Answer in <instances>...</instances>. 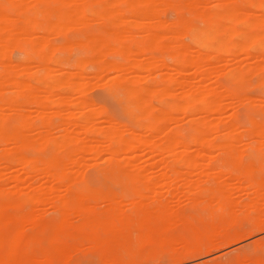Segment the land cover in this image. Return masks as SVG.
<instances>
[{
	"label": "bare ground",
	"instance_id": "obj_1",
	"mask_svg": "<svg viewBox=\"0 0 264 264\" xmlns=\"http://www.w3.org/2000/svg\"><path fill=\"white\" fill-rule=\"evenodd\" d=\"M52 1L57 5L53 6L54 3L48 0H0V44L7 41L12 46L20 37L34 56L28 61L21 57L22 62L14 61V65H8V61L11 62L8 50L0 49V57L5 56L8 60L5 63V59L0 58V264H91V261L73 260V252L83 245L100 255V264H142L161 255L152 249H143L144 245L160 240L162 244L164 238L168 239V236H160V231L157 236L162 239L152 238L148 230L170 223L172 227L175 218L184 216L192 203L208 208L212 224L210 230L199 234L200 239L193 243L183 241L179 248L172 249L169 244L167 255L173 262L210 253L264 231V210L260 209L264 200V181L256 179L254 184H248L243 195L235 192L239 188L236 186L240 179L238 170L251 174L252 159L250 163L243 161L246 149L242 140L253 135L264 138V126L257 121L258 125L242 129L235 126L236 129L222 116L223 113L227 116L225 110L236 98L246 107H260L264 116V96L252 98L235 92L254 79L253 82L264 91V0ZM104 3L108 6L104 7ZM159 4L177 10L184 8L201 19L202 24H194L179 13V19L167 26L164 22L169 23L167 18L164 21L158 18ZM85 5L86 10L81 11ZM7 8L13 13L9 14ZM50 12L57 14V18L53 15L54 20H51ZM92 18L98 19L104 32L106 26H113V29L108 28L107 34L112 32L109 36L116 40L115 49L123 60L106 59L102 50L108 47L107 44L100 51L103 38L99 33L87 31L83 32L87 41L83 40L84 34L79 35L83 38L81 45L87 44L88 50H85L89 51L90 57L86 58L96 63L93 73L81 72L79 75V68L75 72L78 77H74L73 69L71 76L66 75L67 71L61 74L64 70H59L57 75L54 70L56 74L48 72L47 67L43 69L51 55L50 50L54 49L53 43L50 46L44 39L55 33L62 34L70 27L81 30L83 24L84 28L92 24L97 29L98 23L90 21ZM40 31L45 35L52 32V35L43 37ZM183 34L190 36V43L181 41ZM67 39H60L54 45L61 41V45L68 43ZM72 39L69 44L73 46L76 39ZM4 44L0 47L4 48ZM146 50L167 54L172 66L162 57L158 61L153 56H146ZM56 58L58 56H54L58 60ZM74 58L76 63L79 60L75 66H83L80 64L82 59ZM32 59L38 64L31 62L43 67L28 71V66L33 65L29 61ZM61 59L65 60V57ZM48 67L50 69V64ZM167 70L171 73L167 74ZM35 71L44 74L47 71V75L42 77L39 73L37 77L33 75ZM108 72H112L109 78L106 77ZM218 76L226 77L231 86L218 83ZM91 79L103 82L100 87L123 98L126 103L121 107L132 126L100 115L99 106L96 108L97 104L85 99L87 95L82 93L88 84L90 87L100 84L94 80L90 84ZM6 85L7 92L12 87L13 95L4 99ZM73 90L77 92L75 97ZM153 100L158 104H153ZM25 103L31 104L23 108L21 104ZM31 105L34 114L37 113L36 119L31 116V108L30 111L25 109ZM56 118L57 122L53 120ZM181 123L188 127L185 137L180 133ZM52 124L62 126L61 132L56 126L53 129ZM52 130L58 133H52ZM252 143L255 144L250 141ZM28 148L43 150L46 154L28 155L25 153ZM215 159L223 162L225 167H232V171L236 169L237 175L236 172L227 174L228 169L223 165L227 176L220 169H215L220 172H213L211 165ZM91 168L115 174L128 183L130 201L126 202L124 195L99 196L97 191L99 195L90 197L83 188V191L72 189V184L81 183L84 173ZM158 168L161 169L158 171ZM196 170L201 171L196 173ZM47 200L58 201V204L52 207L51 220L42 223L39 218L42 219L48 211L46 208L50 207L43 205ZM96 201L98 203H94ZM37 203H43L45 211L33 208ZM40 210L42 213L38 212ZM32 218L38 220L31 221ZM29 220L33 225L28 224ZM135 225L145 227V232L138 233L137 240L132 242L127 236ZM48 229L52 233L50 239L45 234ZM44 240L47 245H43ZM168 240L174 242L172 237ZM248 247L257 253L252 263L264 264V236L253 239ZM84 248L80 250L84 251ZM113 253H117V257L109 258ZM245 256L244 252L236 253L234 258Z\"/></svg>",
	"mask_w": 264,
	"mask_h": 264
},
{
	"label": "rangeland",
	"instance_id": "obj_2",
	"mask_svg": "<svg viewBox=\"0 0 264 264\" xmlns=\"http://www.w3.org/2000/svg\"><path fill=\"white\" fill-rule=\"evenodd\" d=\"M28 1V0H27ZM49 1V3H51V4H53L54 3V1H50V0H48ZM62 1H64V0H62ZM31 2V1H30ZM33 2V1H32ZM106 4L107 3H109V1L107 2V1H104ZM115 2V1H114ZM104 3V4H105ZM56 3H54L53 4V6H56L55 5ZM102 4H103V2H102ZM104 5V7L105 6H108V5ZM110 4H111V2H110ZM101 5V4H100ZM98 6H99V4L98 5H96V8H98ZM162 6V7H161ZM52 7V6H51ZM103 7V5L101 6V8ZM55 8V7H54ZM158 18L162 21H164L166 18V20H167V22H169V23H167L166 24V21H164L165 22V25H169V24H172V23H174V22H176L178 19H179V15L181 14L183 17H184V19H188V20H190V21H192V23H194V24H198V25H200V24H202V22H201V19H199V18H196V17H194V16H192L191 15V13L189 12V11H187L186 9H179V10H177V9H175V8H173V7H170V6H163V5H161V4H159L158 5ZM165 8V9H164ZM86 10V5L85 6H83L82 7V10L81 11H85ZM99 10V9H98ZM7 12L9 13V14H12L13 12H12V9H10V8H7ZM51 12H53V13H55L54 11H51ZM51 12L49 13V18L51 19V20H54V19H56L57 18V14H51ZM180 13V14H179ZM28 15H29V13H27ZM83 14V13H82ZM13 15H15V14H13ZM53 15L54 16H56V17H54V19H52L53 18ZM15 16H18V15H15ZM19 16H21V15H19ZM126 16H128V13L126 14ZM173 19V20H172ZM93 20V18L90 20V21H92ZM97 18L95 19L94 18V20L93 21H96V24L99 22H97ZM93 23V22H92ZM95 23V22H94ZM93 23V24H94ZM96 24H95V26H96ZM82 26H84V24L82 25ZM81 26V30L80 29H78L77 27H75V28H72L71 29V27H70V29H68V31H66V32H64V33H62V34H59V33H53L54 35L53 36H51L52 34V32H53V28H52V32H49L50 34L48 35V34H44V33H42V32H44V31H40L43 35V37H46L47 35H48V37L49 36H51V37H47L48 39H44L45 41H46V43H50V46H52L51 45V43H53V48L54 49H52V50H50L51 51V55H50V57H48L49 59H48V61H47V64H46V66H44L45 68H43V69H46V67L48 68V72L50 71V72H53V70H54V72L56 71V73L60 70V71H63L64 70V72L63 73H61V74H66V75H69V76H71L72 74H74V75H72V76H76L77 75V73H76V75H75V72L77 71L78 72V70H79V68H80V74L79 75H81L82 73L84 74V73H88V74H91V73H93V71H95L96 70V63L95 62H92V61H90V59L88 60L86 57H90V55H89V51H87L88 50V48H87V44H86V42L83 44L82 43V45H81V39H83L84 41H87V40H85L86 38H85V34L84 33H86L87 31H92V32H96V33H99V35L101 36V38H103V39H101L102 41L104 40V42L102 43V45H100V51L102 50L101 48H105L106 46L104 45V44H107V46L109 47V49H110V47L112 48L113 47V44L115 43H117L116 42V40L112 37V35L111 36H109L112 32H110V34H107L109 31V27L111 26V25H108V27L106 26V31L104 32V30H102V29H100V26H101V28H103L104 26H102V25H99V23H98V28L96 29V27L94 28V26H92V24L90 25V27H88V28H84V27H82ZM166 26V27H167ZM170 26V25H169ZM68 27V28H69ZM74 27V26H73ZM109 28V29H108ZM51 29V28H50ZM111 29H113V26H111ZM46 31H49V29L47 30L46 29ZM111 31H113V30H111ZM79 32V33H78ZM84 32V33H83ZM41 33H39V34H41ZM84 34L83 35V38H82V35H79V34ZM21 36V35H20ZM23 36H25V35H23ZM22 37V36H21ZM74 37H76V38H74ZM111 37V38H110ZM59 40H58V39ZM66 39V38H68L69 39V41H71L70 40V38H73V39H76V41L74 40V42L75 43H73V42H71V43H73L74 45L72 46V44H69V41H68V43H67V41L66 42H64L63 43V45L64 44H68L67 46L69 47H65V46H63V45H61V43H62V41H61V43L59 44V45H61V46H59L58 44H55V45H57L56 47L57 48H55V45H54V43L56 42V43H58V41H60V39ZM20 39V37L18 38L17 37V39L15 40L16 41V43L13 41V43L15 44H13L14 45V47H12L10 44L8 45L6 42H3V44L5 45V47L4 48H2V47H0V49H2V51H4V50H8V53H9V56H8V58L10 59V61L12 62H9L8 60H6V58H5V56H4V58L3 57H0V58H3V60L5 59V63H7V61H8V65H9V63H10V65L11 64H15L14 63V61L16 62V61H18V62H22V59L23 58H21V57H25L26 59L24 60V61H28V58L29 57H34L33 56V53H32V51L30 50V49H28L27 47H26V45H27V43L26 42H23V40H19ZM22 39H24V41H25V38L23 37ZM67 39V40H68ZM72 39V40H73ZM110 39V40H109ZM180 39H182L181 41H186L187 42V44L188 43H190V36L189 35H186V34H183V35H181V37H180ZM47 40H49L48 42H47ZM77 40H79V43L77 44L76 42H78ZM100 40V39H99ZM12 41V40H11ZM63 41H65V40H63ZM98 41V40H97ZM109 41V42H108ZM83 42V41H82ZM114 42V43H113ZM1 43V42H0ZM9 43H10V40H9ZM26 43V44H25ZM100 43V42H99ZM112 44V45H110V44ZM2 44V45H3ZM75 44H76V46H75ZM86 44V46L84 47V48H82L83 47V45H85ZM1 45V44H0ZM1 45V46H2ZM6 45H7V48H6ZM69 45H71V46H69ZM81 45V46H80ZM28 46V45H27ZM49 46V47H50ZM114 46H116V47H113L114 49L112 50V49H108V47L106 48V49H104V50H102V52H104L105 53V55H106V59H108V60H110V61H122L123 60V58H122V56L120 55V53H118V51L115 49V48H117V44L116 45H114ZM10 47V48H9ZM48 47V49H51V48H49ZM9 48V49H8ZM66 48H68V49H66ZM4 49V50H3ZM48 49H46V52H47V50ZM81 49H84L83 51L81 50ZM85 49H87V50H85ZM67 50H68V52H67ZM106 50H108V51H106ZM50 51L48 52L49 54H50ZM1 52V51H0ZM6 52V51H5ZM4 52V53H5ZM1 54V53H0ZM5 54H7V53H5ZM52 54H53V56H52ZM4 55V54H3ZM2 55V56H3ZM35 55V54H34ZM145 55L146 56H148V55H150V56H153L154 58H156L155 60H158V59H161V57L166 61V63L167 64H172V63H170V62H172V60H171V58L167 55V54H163V53H161V52H159V51H157V50H146V52H145ZM7 56V55H6ZM49 56V55H48ZM54 56L56 57V56H58V58H56V59H58V60H55L54 59ZM157 56V57H156ZM17 57V58H16ZM65 57V60H63V59H61V58H64ZM74 57H77V59H82V61H83V59H87L86 61H84L83 63H81L80 62V64H82L83 66H80V64H79V66L80 67H77V66H75L77 63H78V61H77V63L75 62L76 61V58H74ZM78 57H83V58H78ZM159 57V58H158ZM75 59V60H71V59ZM52 59L54 60V61H56V63L54 62L53 63V61H52ZM61 59V60H60ZM50 60L52 61V63L50 62ZM72 62H71V61ZM0 61L2 62V60L0 59ZM30 61V63H32L33 65H31V67H29L28 65V71H30V72H32V70L35 68V67H38V68H41V67H43V65L41 66L40 64V66L41 67H39L38 65H36V64H38V62L36 61V60H29ZM31 61H33V62H35V63H33V62H31ZM73 61H74V63H73ZM159 61V60H158ZM17 62V63H18ZM86 62V63H85ZM34 64L36 65V66H34ZM49 64H50V69H52V70H50L49 69ZM56 64V65H55ZM54 65V67L56 66V68H57V66H58V70L55 68L54 69V67L52 68L51 66H53ZM60 66V67H59ZM172 66V65H171ZM171 66H169V67H171ZM61 67H64V68H61ZM70 67V68H69ZM76 67V68H75ZM0 68H2L1 66H0ZM31 68V69H30ZM33 68V69H32ZM75 68V69H74ZM36 69V68H35ZM34 69V70H35ZM66 69H68V70H66ZM71 69H73V70H75L74 71V73H72L71 74ZM78 69V70H77ZM83 69V70H82ZM33 70V71H34ZM40 70V69H39ZM73 70H72V72H73ZM1 71V70H0ZM43 71V70H42ZM67 71V72H66ZM91 71V72H90ZM169 70H167V74H170L171 73V71H169ZM13 72H14V70H13ZM53 72V74H56V73H54ZM66 72V73H65ZM82 72V73H81ZM39 73H42V74H40V76H46L47 74V71L45 72V74H44V72H38V71H35L34 72V74L33 75H36V74H38L39 75ZM58 73H60V72H58ZM58 73H57V75H58ZM50 74H52V73H50ZM52 74V75H53ZM109 74H112V72H108L107 73V75H106V77L109 75ZM165 74H166V72H165ZM11 76H13L12 75V73H11ZM37 76V75H36ZM109 76H111V75H109ZM109 76H108V78H109ZM38 77V76H37ZM42 77H40V78H42ZM76 77H78V76H76ZM105 77V79L104 80H107V78ZM224 76H218L217 77V81H218V83H220L222 86H225V87H229V86H231V83L229 82V80L226 78V77H224ZM25 78L27 79V80H29V78L27 77V76H25ZM25 79V80H26ZM212 80H214V78H211ZM77 80H78V78H77ZM76 80V81H77ZM91 80H92V82H91ZM90 80V84H92V83H94V81L95 82H97L95 79H91ZM94 80V81H93ZM255 80V79H254ZM254 80H250L247 84H246V86L244 87V88H238V90L236 89L235 90V92L236 93H239V95H241L242 94V96H243V94H244V96L246 97H248V96H250V97H252V98H260V97H262V96H264V91H263V89L259 86V85H257V82H256V84L253 82ZM33 82V81H32ZM34 82H35V80H34ZM33 82V83H34ZM37 82V81H36ZM35 82V83H36ZM44 82H45V80H44ZM253 82V83H252ZM41 82H39V84H40ZM97 83H100V84H98L99 85V87H98V85L96 84V86H94V84H92L91 85V87L92 86H94V87H90V85L88 84V87L85 89V91L82 93V95H84V96H86V98L84 97V96H82L81 94L79 95V96H82L81 98H85V99H87L88 100V98H89V100H91L90 102H94V104L96 105L97 104V107L96 108H98V106H99V110L101 111V113H100V115H103V116H110L113 120H115V121H117V122H123L126 126H132L133 125V123H132V121L124 114V112H123V107H121L122 105L124 106L125 105V101L123 100V98L121 97V98H119V100H120V104H119V106L118 107H116V106H113L112 104H111V102H110V98H111V96H113L108 90H106L107 88H105V87H103V86H101L100 87V85H102L101 83H103V82H101V81H98ZM251 84H253V85H251ZM9 85V84H8ZM8 85H6V87L4 88V90L6 91V90H8ZM10 86V85H9ZM11 88V91H12V87H10ZM10 88H9V91L7 92L6 91V93L4 94V96H3V98L5 99V98H9L11 95H13V93L12 92H10ZM101 88V89H100ZM102 88H104V89H102ZM240 89V90H239ZM4 90H3V92H4ZM87 90V91H86ZM74 91V93H72V95L75 97L76 96V94H77V92L75 91V90H73ZM73 91H71V92H73ZM9 92H10V94H9ZM71 92H70V94H71ZM263 92V93H262ZM76 93V94H75ZM69 93H68V95H70ZM71 95V96H72ZM260 95V96H259ZM9 96V97H8ZM89 96V97H88ZM72 98V97H71ZM237 99V100H236ZM236 99H233V102H231L228 106H227V109L225 110L226 111V113H227V116L226 115H224V113H223V117L225 118V120L228 122V124H230V125H233V127H237V128H239V129H242V127H244V128H250V127H252L253 126V124H256V125H258V124H260V125H263L264 126V116H263V112H262V109L260 108V107H246V106H244L243 105V102H241L240 101V99L239 98H236ZM84 100V99H83ZM86 101V100H85ZM105 101H108V102H105ZM235 101H236V103H235ZM238 101V102H237ZM153 102V104H158L157 103V100H153L152 101ZM233 103H235L234 105H232ZM239 105H238V104ZM30 105L31 103H25V104H21V106L23 107L24 105V107H26V105ZM91 105H92V107H94L95 105H93L92 103H91ZM90 105V106H91ZM231 105V106H230ZM237 105V106H236ZM32 106V105H31ZM29 107V106H27V108H25V109H27V111H30V109L29 108H33L34 109V107L32 106V107ZM35 106V105H34ZM230 106V107H229ZM236 108H235V107ZM23 107V108H24ZM232 107V111L230 110V108ZM239 107V108H238ZM36 108V107H35ZM101 108V109H100ZM241 108V109H240ZM24 109V110H25ZM32 109V114L33 115H31L30 114V112H29V114L31 115V116H33V118H37V117H35L34 115H36L37 116V113H35L34 114V110ZM21 110H22V108H21ZM24 110H23V112H24ZM26 111V110H25ZM228 111V112H227ZM230 111V112H229ZM25 113V112H24ZM28 113V112H27ZM52 113V112H51ZM51 113H49V114H51ZM225 113V114H226ZM28 114V115H29ZM230 114V115H229ZM29 115V116H30ZM52 115V114H51ZM51 115H49V116H51ZM54 115V114H53ZM52 115V116H53ZM257 116V117H256ZM54 117H55V115H54ZM53 117V118H54ZM249 117V118H248ZM252 117V118H251ZM246 119V120H245ZM250 119H253L254 120V122L253 121H251ZM255 119H256V121H255ZM33 121H36V120H34V119H32ZM53 120H57V118L56 119H53ZM229 120V121H228ZM59 121V120H58ZM249 121V122H248ZM257 121H258V124H257ZM57 122V121H56ZM232 122V123H231ZM248 124H250V125H248ZM13 123V121L11 120V122H10V125ZM53 123H55V122H53ZM104 123V122H103ZM236 123H238V124H236ZM242 123V124H241ZM243 123H245V124H243ZM105 124V123H104ZM103 124V125H104ZM182 124V123H181ZM52 125H54V124H52ZM51 125V126H52ZM106 125V124H105ZM56 125H54V126H52L53 127V129H54V127H55ZM246 126H249V127H246ZM57 128H56V130H58V131H60L61 129H62V126H61V128H59L60 126L59 125H57L56 126ZM235 127V128H236ZM236 128V129H237ZM238 129V130H239ZM53 131L54 130H52V133H53ZM58 131H54L55 133L57 132L58 133ZM61 132V131H60ZM54 133V135L55 136H58L59 134H55ZM180 133H181V136H183V137H185L186 135H187V133H188V127H187V125H184V124H182V126H181V128H180ZM60 134H62V133H60ZM247 138H248V140H247ZM252 139H254L253 141L255 142V144L254 143H252V144H250V141L251 142H253L252 141ZM259 139V140H258ZM263 140V141H262ZM243 141H245V143L243 142ZM248 142V143H247ZM259 142H262L261 144L259 143ZM258 143V144H257ZM243 146H244V148L246 149V150H244L243 151V161H245V162H248V160H249V163H250V159H252L251 160V163H250V165H251V168L249 167V169L251 170V174L250 175H247L246 173H244L243 172V169H241V170H238L239 172H240V174H238L240 177V179L239 180H237V183H236V186H238L239 188L235 191L236 192V194L237 195H243L244 194V192H245V186H247L248 184H250V183H252V184H254V182H256V181H260V179L262 180V182L264 181L263 179H264V138H259V137H257V136H255V135H253V136H251V138L250 137H244L243 138V140H242V143H241ZM247 144V145H246ZM257 145V146H256ZM261 146V147H259V146ZM255 146V147H254ZM260 148V149H258V148ZM243 148V149H244ZM47 152V151H46ZM25 153H27L28 155H35V156H44L46 153H45V151H43V150H39V151H37L36 149H34V148H28V149H26V151H25ZM251 153V154H250ZM257 154V155H256ZM246 157V158H245ZM249 157V159H247ZM255 157V158H254ZM244 162V163H245ZM254 162V163H253ZM222 165H223V167H225V165L223 164V162H221L219 159H215L213 162H212V167H211V169H212V171L213 172H215L217 169L219 170H223V171H221L222 173L224 172L225 173V175L227 176V174H230V173H235L236 175H237V171H232L233 169H231L232 167H225V169H228L227 170V174H226V172H225V170L223 169V167H222ZM93 166H95V165H87V167H93ZM86 167V166H85ZM96 167H98V166H96ZM218 167H220V168H218ZM214 168V169H213ZM243 168V167H242ZM161 168H158V169H156V170H160ZM172 169V168H171ZM182 169H184L185 171L188 169L187 167H183ZM216 169V170H215ZM184 170H182L183 172H185ZM189 170H187V172H188ZM195 171V170H194ZM201 171V170H200ZM200 171H198V170H196V173L197 172H200ZM98 170H96L95 168H91V169H89V170H87L85 173H84V176H83V179H82V181H81V183H76V184H72L73 186H71V188L72 189H74V190H81V191H83L82 190V188L84 189V192L85 193H88V195L90 196V197H92V196H94V195H99L98 194V192L97 191H99L100 192V195L99 196H104V195H108V194H115L116 196H120V195H124L125 196V201L127 200H129L130 201V198H131V196H130V191H129V188H130V186L128 187V183H126V182H122V180H120L115 174L114 175H110V174H107V173H101V172H99ZM216 172H220V171H216ZM215 172V173H216ZM238 172V173H239ZM97 174H99V175H101V177L100 176H98ZM234 174V175H235ZM259 175V176H258ZM93 176H95V177H98L97 179H95V180H93L92 179V177ZM107 176V177H106ZM106 177V178H105ZM259 177H261V178H259ZM257 179V180H256ZM256 180V181H255ZM248 182V183H247ZM264 183V182H263ZM62 187V186H61ZM81 187V188H80ZM63 188H65L64 186H63ZM79 188V189H78ZM87 188V190H85ZM61 189V188H60ZM91 190H94V191H96L97 192V194L96 193H94L93 191H91ZM102 190V191H101ZM60 191H62V189L60 190ZM247 191V190H246ZM101 192H103L102 194H101ZM105 193V194H104ZM94 194V195H93ZM92 195V196H91ZM179 195L180 196H182V193H179ZM250 195V194H249ZM118 198V197H117ZM119 199V198H118ZM117 199V200H118ZM0 200H1V196H0ZM41 201H44L43 199L41 200ZM48 201V200H47ZM46 201V203H42L44 206H50V207H48V209L46 208V210H48V211H45L44 209H42L44 206H42V204L41 203H37V205H36V207H33V208H35V209H42V212L43 211H45L46 212V214H45V216L41 219V218H39V220H40V222H48V221H50L51 220V218H52V215H53V213H52V207H54V205H57L58 203V201H48L47 202ZM99 201V200H98ZM98 201H96V202H94V203H98ZM126 201V202H127ZM128 201V202H129ZM45 202V201H44ZM53 202V203H52ZM100 203L99 204H103V201H102V203H101V200L99 201ZM125 202V203H126ZM263 203H262V205L260 206V209L261 210H264V200L262 201ZM49 203V204H48ZM52 203V204H51ZM91 203H92V201H91ZM106 203V202H105ZM36 204V203H35ZM39 204H41V206L39 205ZM46 204V205H45ZM48 204V205H47ZM39 205V206H38ZM174 205V204H173ZM33 206V205H32ZM37 207H41V208H37ZM189 207V208H188ZM188 207H187V209L185 210V212L183 213V215L184 216H181V215H179V216H181V217H176V218H179V219H181L180 221H182V222H180L179 221V219L177 220L176 218H175V222L177 221V223H175V222H173L175 225H172V227H171V224L172 223H170V224H168V225H166V227H164L165 225H163V224H161V225H163V226H161V227H163L164 229H162L159 225H157L156 227L154 226V228H153V230H148V229H146V230H148V234L150 233V236L152 237V238H154L155 236L157 237H155V239H158L159 238V236H157V234L159 233V231H160V236H162V237H166L167 238V236H168V239L170 238L171 239V237L174 239V242H172V240H168V239H165L164 238V240L162 241V244H160V242H161V240L160 239H162V238H159V242L158 241H156V242H151V243H148V244H146V245H144V247H143V249H146L147 248V250H149V249H152L153 251H155V252H157V253H161V255L158 257V258H155V259H153V260H149V261H146V262H144V263H142V264H218V263H221V262H224V261H229L230 260V262L228 263V264H233V262H235V264H240V261H241V264H254V263H252L253 261V258L257 255V253L255 254L251 249H250V247H248V244L253 240V239H255V238H258V237H261V236H264V231H261V232H257V233H253V234H251V235H249V236H247V237H245V238H243V239H240V240H238L235 244H233V245H230V246H225V247H222V248H218V249H216V250H214V251H212V252H210V253H207V254H202V255H194L193 257H192V259H191V257L190 258H186V259H184V260H182V261H180V262H173L169 257H168V255H167V251H168V245L170 244V246H171V248L170 249H172V248H179L180 247V245H182L183 244V241L186 243H193V242H195L196 240H199L200 239V236H198L199 234L200 235H202V234H205V233H207L209 230H210V225L212 224L211 222V216H210V214H209V210H208V208L207 207H202V206H200V205H198V204H189L188 205ZM50 211V212H49ZM39 213L41 212V210L40 211H38ZM41 212V213H42ZM48 212V213H47ZM223 217V216H222ZM223 219H226V217H223ZM31 221L32 220H35V218H32V219H30ZM29 220V222H28V224H30V221ZM37 220H38V218H37ZM37 220H35V221H37ZM179 221V222H178ZM185 221V223H183ZM217 221V220H216ZM216 221H215V223H216ZM241 222V221H240ZM242 222H244L243 220H242ZM37 223V222H36ZM245 223V222H244ZM31 225H33V223L32 224H30V226ZM191 226V229H190V226ZM26 228H27V223H26V226H25ZM135 227L136 228H133V231H132V233H130L127 237H128V239L129 240H131L132 242L133 241H135V240H137V238H138V233H142L143 231L145 232V230H144V228L145 227H141V226H137V225H135ZM189 227V228H188ZM132 229V228H131ZM136 229V230H135ZM162 229V230H161ZM139 230V231H138ZM192 230V231H191ZM194 231V232H193ZM30 232V231H29ZM137 232V233H136ZM46 234V237H47V239H50L51 238V236H52V233H51V231H49V229H48V231L45 233ZM11 234H9V238H11V236H10ZM164 235V236H163ZM177 241H179V242H177ZM182 241V242H181ZM165 243H167V244H165ZM177 245H176V244ZM36 244V243H35ZM174 244V245H173ZM180 244V245H179ZM43 245H47V240H44L43 241ZM86 246V248H84ZM164 246H166V247H164ZM174 246V247H173ZM177 246V247H176ZM80 247V249L81 248H84V251H81L80 249H79V251L78 250H76V252H73L72 254V257H73V260H83V261H91L92 263L91 264H100V261H99V258H100V255H98V253L97 252H95L92 248H89L88 249V247L89 246H87V245H83L82 247L81 246H79ZM6 251H4V253H5ZM36 252H38V251H36ZM246 253V256L245 257H239V258H234V255L236 254V253ZM117 253H113V254H111V255H109V258H115V257H117V255H116ZM199 256V257H198ZM195 257V258H194ZM194 258V259H193ZM242 258H244V260L246 261H243V259ZM248 260V261H247ZM237 261H238V263H237ZM165 262H167V263H165ZM57 264H60V263H57ZM105 264H109L108 262L107 263H105ZM110 264H115V263H110Z\"/></svg>",
	"mask_w": 264,
	"mask_h": 264
},
{
	"label": "snow or ice",
	"instance_id": "obj_3",
	"mask_svg": "<svg viewBox=\"0 0 264 264\" xmlns=\"http://www.w3.org/2000/svg\"><path fill=\"white\" fill-rule=\"evenodd\" d=\"M105 102H108V101H105ZM110 102H111V104H112L113 106H116V107H118L119 104H120V100H119V98H118L116 95L111 96V98H110ZM97 178H98V177H95V176L92 177L93 180H95V179H97ZM262 230H264V229H262ZM233 264H235V262H233Z\"/></svg>",
	"mask_w": 264,
	"mask_h": 264
}]
</instances>
